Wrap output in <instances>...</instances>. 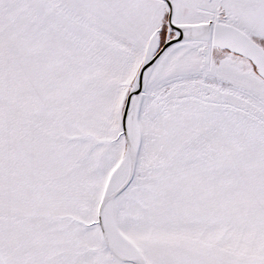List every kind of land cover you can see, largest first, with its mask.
Listing matches in <instances>:
<instances>
[{"label":"snow or ice","instance_id":"snow-or-ice-1","mask_svg":"<svg viewBox=\"0 0 264 264\" xmlns=\"http://www.w3.org/2000/svg\"><path fill=\"white\" fill-rule=\"evenodd\" d=\"M0 264H264V0H0Z\"/></svg>","mask_w":264,"mask_h":264}]
</instances>
